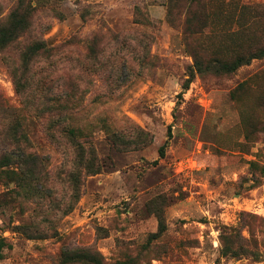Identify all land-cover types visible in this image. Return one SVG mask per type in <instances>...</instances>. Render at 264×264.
Listing matches in <instances>:
<instances>
[{
	"label": "rangeland",
	"instance_id": "rangeland-1",
	"mask_svg": "<svg viewBox=\"0 0 264 264\" xmlns=\"http://www.w3.org/2000/svg\"><path fill=\"white\" fill-rule=\"evenodd\" d=\"M196 1L0 0V21L22 3L30 22L0 51V159L12 121L28 140L15 151L33 157L28 177L0 167V264L87 248L109 264H264V176L241 183L250 162L264 167V56L230 75L194 72L183 90L193 52H248L238 22L264 49V0ZM34 42L46 50L25 70L19 54ZM65 128L101 164L82 172L75 203ZM155 209L166 231L146 246ZM236 230L261 260L221 256V235Z\"/></svg>",
	"mask_w": 264,
	"mask_h": 264
},
{
	"label": "trees",
	"instance_id": "trees-1",
	"mask_svg": "<svg viewBox=\"0 0 264 264\" xmlns=\"http://www.w3.org/2000/svg\"><path fill=\"white\" fill-rule=\"evenodd\" d=\"M190 1L200 4V2L196 0ZM238 24L241 27L237 33L240 34L244 42H246L244 43V46L247 48L246 50L248 52L244 54L236 52L235 55L231 57L232 59L225 58L223 54L220 55L218 53H212L211 57H209L208 59H203L198 52H193V70L191 69L189 78L184 82L183 90H186L189 87L190 83L193 80L194 72L200 75H230L233 74L239 67L249 64L251 60L258 59L264 56V49H261V47L251 48L254 39L245 40V37H247V31L244 27H242L240 22H238ZM29 25L30 22L28 9L22 3H19L4 20L0 21V51L10 48L14 43L21 39L25 35V33L28 32ZM45 50L46 49L43 42H34L28 46H25L19 54L21 67L25 70L28 69L34 58ZM19 85L20 81H15V86L18 87ZM243 87L244 85H242L240 89H242ZM231 98H235L234 92L232 93ZM19 125L20 123L12 121L7 129L8 137L6 142L8 145L12 146L13 149L9 151L8 154L2 155L0 159V167L4 168L7 166H12L15 168V171H20L22 175L28 177L30 176V174H32V170L27 167V165L32 161L33 157L26 155L22 151H15L16 148L18 150L17 144H19V142H28L26 136L19 133ZM244 125L248 126V124L246 123H244ZM62 133L69 141L75 152L74 169L68 176V182L72 191L73 203H75L82 185V172L85 174V176L99 174L101 172V164L96 161L97 158L95 152L92 150L87 151L84 145L80 142V131H77V129L74 128H65ZM112 135L113 141H115V143H118L119 137L114 133H112ZM245 138H248V133L246 134ZM163 148L164 147H161L159 150L160 156H163ZM15 171H4L2 173L3 175L9 177L17 175ZM249 171L251 172V179H242L241 183L243 184L246 180L248 182L251 180L253 181V185L251 187H254L256 186V184H258V179L254 177V173L258 171L262 176H264V167L259 166L254 162H250ZM18 179L20 180L22 179V177H19ZM154 212H156V218L158 221L157 230L156 232L148 235L146 246H149L153 241L161 238L166 231V223L163 213H161V211L158 209H155ZM244 217L245 215L241 214L242 220L245 219ZM251 237H253L252 234ZM250 244L251 246H255L256 241L252 239V241L248 242V239L242 236L241 231L236 230L234 232H226L220 237L221 256L234 259L249 257L254 258L256 261L261 260L262 255L250 249ZM4 246V242L0 241V258ZM56 264L109 263H106L104 261V258L98 251L93 250L92 248H87L63 249ZM112 264H136V260L134 258H127L124 261H116Z\"/></svg>",
	"mask_w": 264,
	"mask_h": 264
}]
</instances>
